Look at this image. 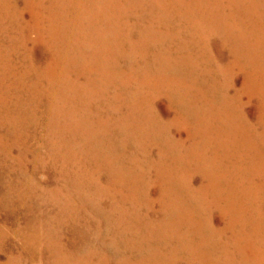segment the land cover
Masks as SVG:
<instances>
[{"label":"rangeland","instance_id":"rangeland-1","mask_svg":"<svg viewBox=\"0 0 264 264\" xmlns=\"http://www.w3.org/2000/svg\"><path fill=\"white\" fill-rule=\"evenodd\" d=\"M69 1L70 0H0V130L2 131H0V164L2 163L0 165V205L2 204L0 206V264H100L98 258H93L94 255H90L91 258L86 257L91 248L88 250V246L77 247L79 244L77 245V243H75L83 240L84 236L82 237L80 235L82 231L86 230V236L93 235L91 231L88 232L87 224L77 226L69 224L70 226L62 231V233H64V236H62L63 242L65 241L64 243L67 244L68 247L66 249L64 248V250L59 249L58 243H53L52 246L45 245L43 243V238L46 236H50L49 238H58V235L55 234L57 233L59 223L48 220L46 217L49 212L47 211V207L48 209L51 208L50 212L57 213L59 208L61 209L63 205L69 202L82 213L91 214L94 210V206H106L110 203V200L104 196L101 185L107 182V175L98 174L99 172L96 173V170H98L97 164L99 165L103 162L101 155L104 149L107 150L109 148L107 143H109L110 146H113L114 142L121 144V148L118 149V153L121 156L120 161L115 165L124 167L121 168L117 166L119 171L122 169L126 172V175L127 172L130 171L131 173L144 177H141L145 181L141 184L142 189L139 187L137 188L142 192L146 189L145 192H149L150 195L143 196L142 193L143 197L139 199L141 203H138L140 206L137 204V209H139V213H143L142 215H145L147 219L153 220V226L155 223L160 222V217H162L163 212L160 202L152 198L158 194L154 181L151 182L150 187L147 185V182L150 176L153 175L154 177L155 174H158V169L173 172L174 176H176L174 177L175 181H177L176 183L179 184L184 191L187 190V186L196 190V195L198 196H196V220L194 219V222H190L189 226L188 224L186 226H180L179 230H181L182 233L186 231L187 227L191 228L192 225H197L195 230L198 235L203 231L208 234V227L211 228V225H214L212 229L215 230L216 225L224 218L223 210L219 207L220 205L217 201L215 187L201 188V186L203 182H208L210 175L211 178H213L212 180L215 179L220 164L218 161L220 159L219 157H222L225 164H227V168L223 167V169L230 170L229 143L227 142L235 127V121L233 119L236 95L235 83L239 86L242 85V100H248L250 92H252L251 86L246 85L243 87L246 80V70L251 69V65H249L248 61L249 59L247 58V48H244V52L246 51L244 59L238 60L236 56L235 37H233L235 35V17L233 16L235 13L232 0H184L181 2L183 5H179L170 0H159V2H153L152 4L147 1H143L142 4L139 1L131 4L127 0H81L80 2L72 0L74 4ZM62 6H64L67 13L61 18L58 14ZM151 8L154 12L147 11ZM49 40L54 41L53 43L50 42L49 45ZM165 45L167 46L165 47ZM32 53L35 54L33 55ZM97 65L100 66L98 67ZM42 66L43 68H41ZM113 92L117 93L119 96ZM128 92H130L129 95H127ZM201 94H203V98H201ZM115 96L117 98H115ZM11 104L13 105L11 106ZM249 109L250 106L247 105L246 110ZM61 110L63 111L61 112ZM118 116L119 118H116ZM44 120L45 122H43ZM120 120L122 121L120 122ZM84 128L86 131H84ZM222 128L224 133L223 139H225L226 142L224 149H221L219 146L222 139L220 135L222 133ZM95 133L98 134V137ZM205 134L206 137L204 136ZM125 136H127V138ZM188 136L189 138H187ZM165 139L171 142L175 140L182 142L178 144L179 146L177 148L179 151L174 153L173 156L161 150V148L163 149V144H165L164 142H166ZM101 140H104V142ZM100 144L102 146H100ZM28 145H30V147ZM74 148L77 150L75 151ZM160 150L161 152L159 153ZM111 153L113 155L112 151ZM193 155L194 158H192ZM99 156L102 160L98 158L100 163H98L97 158H94ZM134 157L135 159L133 160ZM101 166L99 165L100 169L106 167L103 163ZM78 170L82 173L80 176H82L83 181L81 182L80 188L71 186V188H73L69 191L65 187L58 192L54 190L55 186L59 183L63 184L67 182V184H69L68 182H74V178L78 176L75 172ZM90 175L92 177H90ZM72 177L73 179H70ZM191 177H193V179H191ZM123 184V195L125 197L131 185L126 182ZM199 188L204 191H200ZM52 193L53 197H51ZM212 194H214V197L211 196ZM125 200V206L129 209V205L132 203L131 197H125ZM131 205L133 206V203ZM39 213H41L43 217L42 221L38 220L37 222L35 215ZM199 213L201 214L200 218L198 216ZM225 214L226 217H230V207L229 213L225 212ZM208 222H210V224ZM42 223L43 225L41 226ZM102 223H93L94 236L96 235L95 233H100L98 238L96 236V238L93 237L94 245L92 246V250L97 251L98 256L112 253L111 250L102 245L101 238H99L101 236H106V224L105 222ZM179 223H181L180 220L176 222L175 225ZM169 224L170 223H166L165 226L161 228L164 230ZM198 227L201 228L202 231L198 230ZM78 229H81L79 235L77 234ZM20 230L22 235L19 233ZM38 230L40 231L39 233L37 232ZM28 231H30V233H28ZM163 232L165 234V231ZM198 235L195 236L196 240H200ZM165 236L167 235L165 234ZM212 239L213 241L215 240L214 236H212ZM17 241L19 243H17ZM143 242H145V240ZM150 243L153 244L154 241H150ZM124 244V241L120 239V245ZM160 250H162V248L157 249V251ZM72 251L76 252L77 255H73ZM164 251H166V248ZM146 254L147 251H145V256L138 254L137 257L142 258V262L147 264H159L161 260L162 262L160 264H183L181 258L183 259V257H185L188 260L186 255H181L179 256L180 258H174L171 254L167 253V251L166 253H162L161 251L160 254L153 256L151 252H148L152 258ZM75 257H81V262L74 260L76 259ZM39 258L40 260H38ZM110 264H114L113 261Z\"/></svg>","mask_w":264,"mask_h":264},{"label":"bare ground","instance_id":"bare-ground-1","mask_svg":"<svg viewBox=\"0 0 264 264\" xmlns=\"http://www.w3.org/2000/svg\"><path fill=\"white\" fill-rule=\"evenodd\" d=\"M53 1V0H52ZM80 2L81 0H77ZM124 1V0H123ZM129 3L133 4L136 1H139L141 4L143 1L148 3L159 2V0H127ZM162 1V0H160ZM174 1L179 5H183L181 2L184 0H170ZM70 3L74 2L72 0ZM104 2V1H103ZM228 2V1H227ZM234 7V33L235 35V48L236 56L239 59L245 58L244 48H247V58L249 59V65L251 69L246 70L245 83L243 87L251 86L252 92L248 97V100H242V85L239 86L235 83V111H234V125L233 133L230 135V139L227 143L229 146V157L230 170H224L223 167L227 168L224 159L222 157L218 158L220 164L218 173L214 180L211 178L208 182H203L201 188L206 187H215L216 197L219 207L223 210L224 218L221 222L216 225L215 230L212 227L209 228V233L206 234L204 231L201 234L196 233V226L187 227L186 231L182 233L180 226H186L190 222H194L195 217L197 216V204H196V190L190 188V186H184L187 188L186 191L181 189L179 184H177L174 179L173 172L166 170L158 169V174L150 176V179L147 182L149 187L151 182L154 181V185L158 190V194L155 197H152L154 200L160 202L162 205L163 215L160 217V222L152 225L153 220L147 219L145 215L139 213L137 209V204L140 202L143 196H148L149 192H145L146 189L140 191L141 184L145 181L144 177L131 173L130 171L124 172V170L117 169L119 167H124L120 165H115L120 161V154L118 149H120L121 144L114 142L113 146L107 145L109 148L104 149L103 154V167L100 169L102 163L98 160L99 165L97 164L96 173L104 174L107 177V182L102 185L104 196L110 200V203L106 206H94V210L91 214H84L79 209L75 208L74 205L68 202V204L63 205L61 209L59 208L57 213L50 212L51 208L48 209L47 213L49 221L58 222L57 233L58 238L46 236L43 238V243L47 246H52L53 243H58L59 249L68 248L67 244L63 242L62 236H64V229L68 228L71 224L74 226L87 224L88 232L91 231L93 235L86 236L85 231L81 229L77 230V234L83 237V240L80 242L77 241V247L88 246L89 250L86 257L94 255L93 258H98L100 264H147L143 263V259L137 257L138 254L145 256L149 255L148 252L153 255L162 253H169L172 257L177 258L181 255L187 256L188 260L183 257L181 258L183 264H264V0H232ZM231 2V3H232ZM54 3V2H53ZM93 3V2H92ZM72 4V5H73ZM81 4V3H80ZM86 4V3H85ZM230 4V3H229ZM79 5V4H78ZM170 5V4H169ZM47 6V5H46ZM226 6V5H225ZM48 7V6H47ZM61 7V6H60ZM43 8V7H42ZM63 8V9H62ZM59 10V16L62 18L67 13L64 6ZM88 8V7H87ZM98 8V7H97ZM92 9V8H91ZM75 10V9H74ZM96 11V10H95ZM110 11V10H109ZM147 11H153L151 8ZM51 12V11H50ZM154 12V11H153ZM173 12V11H172ZM175 12V11H174ZM219 12V11H218ZM15 13V12H14ZM101 13V12H100ZM71 14V13H70ZM80 14V13H79ZM139 14V13H138ZM173 14V13H172ZM84 15V14H83ZM91 16V15H90ZM216 16V15H215ZM17 17V16H16ZM52 17V16H51ZM97 17V16H96ZM118 17V16H116ZM30 18V17H29ZM55 18V17H54ZM87 18V17H86ZM141 18V17H140ZM83 19V18H81ZM113 19V18H112ZM227 19V18H226ZM233 20V19H232ZM82 21V20H81ZM102 21V20H101ZM108 21V20H107ZM50 22V21H49ZM118 22V21H117ZM126 22V21H125ZM163 22V21H162ZM135 23V22H134ZM82 24V23H81ZM85 24V23H84ZM115 24V23H114ZM84 26V25H83ZM97 26V25H96ZM104 26V25H103ZM130 26V25H129ZM165 26V25H164ZM59 27V26H58ZM69 27V26H68ZM106 27V26H105ZM115 27V26H114ZM40 29V28H39ZM55 29V28H54ZM89 29V28H88ZM127 29V28H126ZM169 29V28H168ZM167 29V30H168ZM75 30V29H74ZM170 30V29H169ZM19 31V30H18ZM134 31V30H132ZM62 32V31H59ZM96 32V31H95ZM108 32V30H107ZM128 32V31H127ZM165 32V31H164ZM168 32V31H167ZM100 34V33H99ZM60 35V34H59ZM77 35V34H76ZM89 35V34H88ZM118 35V34H117ZM135 35V34H134ZM49 36V35H48ZM63 36V35H62ZM61 36V38H62ZM75 36V35H74ZM98 36V35H97ZM127 36V35H126ZM14 37V36H13ZM77 37V36H76ZM81 37V36H80ZM108 37V36H107ZM111 37V35H110ZM176 37V36H175ZM8 38V37H7ZM44 38V37H43ZM57 38V37H56ZM98 38V37H97ZM115 38V37H114ZM129 38V37H128ZM132 38V37H131ZM174 38V37H173ZM211 38V37H210ZM219 38V36H218ZM32 39V38H31ZM50 39V38H49ZM55 39V38H54ZM90 39V38H89ZM103 39V38H102ZM125 39V38H124ZM130 39V38H129ZM45 40V39H44ZM128 40V39H127ZM174 40V39H173ZM54 40L48 42L53 43ZM57 41V40H55ZM63 41V40H62ZM86 41V40H85ZM101 41V40H100ZM109 41V40H108ZM112 41V40H111ZM110 41V42H111ZM234 41V40H233ZM77 42V41H76ZM90 42V41H89ZM93 42V41H92ZM123 42V41H122ZM169 42V41H168ZM215 42V41H214ZM114 43V42H113ZM156 43V42H155ZM60 44V43H59ZM62 44V42H61ZM50 45V44H49ZM57 45V44H56ZM92 45V44H91ZM118 45V44H117ZM45 46V45H44ZM60 46V45H59ZM68 46V45H67ZM102 46V45H100ZM160 46V45H159ZM167 45H165L166 47ZM43 47V46H41ZM80 47V46H79ZM161 47V46H160ZM56 48V47H55ZM58 48V47H57ZM118 48V47H117ZM162 48V47H161ZM175 48V47H174ZM178 48V47H177ZM41 49V48H40ZM101 49V48H100ZM116 49V48H115ZM136 49V47H135ZM133 49V50H135ZM140 49V48H139ZM216 49V48H215ZM55 50V49H54ZM69 50V49H68ZM123 50V49H122ZM167 50V49H166ZM226 50V49H225ZM53 51V50H52ZM57 51V50H56ZM64 51V50H63ZM113 51V50H112ZM129 51V49H128ZM161 51V50H160ZM175 51V50H174ZM224 51V50H223ZM229 51V50H228ZM43 52V51H42ZM60 52V51H59ZM58 52V53H59ZM62 52V51H61ZM94 52V51H93ZM106 52V50H105ZM119 52V51H118ZM132 52V51H131ZM134 52V51H133ZM140 52V51H139ZM166 52V51H165ZM164 52V53H165ZM172 52V51H171ZM227 52V51H226ZM225 52V53H226ZM55 53V52H54ZM63 53V52H62ZM65 53V52H64ZM67 53V52H66ZM112 53V52H111ZM117 53V52H116ZM123 53V52H122ZM127 53V52H126ZM163 53V52H161ZM169 53V52H168ZM167 53V54H168ZM228 53V52H227ZM33 54V53H32ZM35 54V53H34ZM33 54V55H34ZM44 54V53H43ZM104 54V53H101ZM100 54V55H101ZM109 54V53H108ZM119 54V53H118ZM125 54V52H124ZM139 54V53H138ZM69 55V54H68ZM67 55V56H68ZM130 55V54H129ZM133 55V54H132ZM135 55V54H134ZM146 55V54H145ZM152 55V54H151ZM175 55V54H174ZM77 56V54H76ZM75 56V57H76ZM106 56V55H105ZM115 56V55H114ZM140 56V55H139ZM156 56V55H155ZM228 56V55H227ZM234 56V55H233ZM49 57V56H48ZM63 57V56H62ZM112 57V56H111ZM118 57V56H116ZM127 57V56H126ZM137 57V56H136ZM135 57V58H136ZM170 57V56H169ZM217 57V56H216ZM221 57V56H220ZM232 57V56H231ZM230 57V58H231ZM84 58V57H82ZM101 58V57H100ZM107 58V57H106ZM139 58V57H137ZM136 58V59H137ZM144 58V57H142ZM161 58V57H160ZM226 58V57H225ZM75 59V58H74ZM80 59V58H79ZM109 59V58H108ZM107 59V60H108ZM114 59V58H113ZM130 59V58H129ZM154 59V58H153ZM175 59V58H174ZM68 60V59H67ZM71 60V59H70ZM112 60V58H111ZM117 60V59H116ZM120 60V59H119ZM164 60V58H163ZM221 60V59H220ZM25 61V60H24ZM63 61V60H62ZM133 61V60H131ZM139 61V60H138ZM168 61V60H167ZM166 61V62H167ZM42 62V61H41ZM71 62V61H70ZM115 62V61H114ZM118 62V61H117ZM127 62V61H126ZM129 62V61H128ZM153 62V61H152ZM55 63V61H54ZM68 63V62H66ZM77 63V61H76ZM101 63V62H100ZM108 63V62H107ZM135 63V62H134ZM139 63V62H137ZM164 63V62H163ZM80 64V63H79ZM82 64V62H81ZM113 64V63H112ZM152 64V63H151ZM159 64V63H158ZM162 64V63H161ZM197 64V63H196ZM59 65V64H58ZM57 65V66H58ZM76 65V64H75ZM132 65V64H131ZM155 65V64H154ZM185 65V64H184ZM51 66V65H50ZM60 66V65H59ZM98 66V65H97ZM96 66V67H97ZM100 66V65H99ZM98 66V67H99ZM112 66V65H111ZM133 66V65H132ZM153 66V65H152ZM156 66V65H155ZM158 66V65H157ZM162 66V65H161ZM243 66V64H242ZM38 67V66H37ZM52 67V66H51ZM54 67V66H53ZM97 67V68H98ZM104 67V66H103ZM106 67V66H105ZM110 67V66H109ZM127 67V66H126ZM137 67V66H136ZM151 67V66H150ZM149 67V69H150ZM164 67V66H163ZM30 68V67H29ZM43 68V66L41 67ZM46 68V67H45ZM101 68V67H100ZM142 68V67H139ZM35 69V68H33ZM47 69V68H46ZM106 69V68H105ZM117 69V68H116ZM126 69V68H125ZM138 69V67H137ZM136 69V70H137ZM155 69V68H154ZM194 69V68H193ZM27 70V69H26ZM44 70V69H42ZM66 70V69H65ZM93 70V69H92ZM98 70V69H97ZM96 70V71H97ZM113 70V69H112ZM48 71V70H47ZM68 71V70H67ZM94 71V70H93ZM105 71V70H103ZM116 71V70H115ZM125 71V70H124ZM153 71V70H152ZM158 71V70H157ZM39 72V71H38ZM69 72V71H68ZM66 72V73H68ZM84 72V71H83ZM99 72V71H98ZM81 73V72H80ZM88 73V72H87ZM92 73V72H91ZM100 73V72H99ZM141 73V72H140ZM215 73V72H214ZM79 74V73H78ZM89 74V73H88ZM128 74V73H127ZM135 74V73H134ZM133 74V75H134ZM138 74V73H137ZM136 74V75H137ZM156 74V73H155ZM240 74V73H239ZM77 75V74H76ZM81 75V74H80ZM85 75V74H84ZM100 75V74H99ZM117 75V74H116ZM151 75V74H150ZM149 75V76H150ZM90 76V75H89ZM95 76V75H94ZM114 76V75H113ZM79 77V76H78ZM143 77V76H142ZM242 77V76H241ZM63 78V77H62ZM88 78V77H87ZM100 78V77H99ZM114 78V77H113ZM159 78V77H158ZM59 79V78H58ZM75 79V78H74ZM90 79V78H89ZM98 79V78H97ZM102 79V78H101ZM116 79V78H115ZM122 79V78H121ZM144 79V78H142ZM148 79V78H147ZM240 79V78H239ZM91 80V79H90ZM106 80V79H105ZM109 80V79H108ZM120 80V78H119ZM127 80V79H126ZM124 80V81H126ZM88 81V79H87ZM110 81V80H109ZM114 81V80H113ZM139 81V80H138ZM137 81V82H138ZM146 81V79H145ZM144 81V82H145ZM183 81V80H182ZM91 82V81H90ZM122 82V81H121ZM160 82V80H159ZM83 83V82H82ZM116 83V82H113ZM125 83V82H124ZM143 83V82H142ZM151 83V82H150ZM162 83V82H161ZM181 83V82H180ZM198 83V82H197ZM77 84V83H76ZM80 84V82H79ZM87 84V83H85ZM106 84V83H104ZM109 84V82H108ZM126 84V83H125ZM149 84V83H148ZM90 85V84H89ZM116 85V84H115ZM147 85V84H146ZM80 86V85H79ZM78 86V87H79ZM95 86V85H94ZM109 86V85H108ZM107 86V87H108ZM121 86V84H120ZM149 86V85H148ZM176 86V85H175ZM186 86V85H185ZM200 86V85H199ZM204 86V85H203ZM77 87V88H78ZM104 87V86H103ZM89 88V87H88ZM93 88V86H92ZM124 88V86H123ZM208 88V87H207ZM210 88V87H209ZM68 89V87H67ZM97 89V88H96ZM176 89V88H175ZM225 89V88H224ZM61 90V89H60ZM63 90V89H62ZM89 90V89H88ZM106 90V89H105ZM117 90V89H116ZM78 91V90H77ZM211 91V90H210ZM232 91V90H231ZM52 92V91H51ZM108 92V91H107ZM110 92V91H109ZM132 92V91H131ZM204 92V90H203ZM103 93V91H102ZM101 93V94H102ZM115 93V92H113ZM128 92L127 95H129ZM133 93V92H132ZM207 93V92H206ZM211 93V92H209ZM216 93V92H215ZM224 93V92H223ZM50 94V93H49ZM58 94V93H57ZM70 94V93H69ZM86 94V93H85ZM106 94V92H105ZM117 94V93H115ZM188 94V93H187ZM43 95V94H42ZM84 95V94H83ZM118 95V94H117ZM122 95V94H121ZM199 95V94H198ZM203 94H201V98ZM208 95V94H207ZM212 95V94H211ZM215 95V94H214ZM46 96V95H45ZM71 96V95H70ZM119 96V95H118ZM173 96V95H172ZM232 96V95H231ZM52 97V94H51ZM103 97V95H102ZM200 97V96H199ZM211 97V96H210ZM56 98V97H55ZM66 98V97H65ZM77 98V97H76ZM107 98V97H106ZM115 98H117L115 96ZM119 98V97H118ZM124 98V97H123ZM127 98V97H126ZM44 99V98H43ZM64 99V98H63ZM86 99V96H85ZM98 99V98H97ZM102 99V98H101ZM100 99V100H101ZM175 99V98H174ZM215 99V98H214ZM230 99V98H229ZM233 99V98H232ZM56 100V99H54ZM61 100V99H60ZM67 100V99H65ZM80 100V99H79ZM83 100V99H82ZM103 100V99H102ZM108 100V99H107ZM121 100V99H120ZM132 100V99H131ZM143 100V99H142ZM217 100V99H216ZM220 100V99H219ZM24 101V100H23ZM46 101V100H45ZM95 101V100H94ZM126 101V100H125ZM169 101V100H168ZM167 101V103H168ZM54 102V101H53ZM61 102V101H60ZM77 102V101H76ZM109 102V101H107ZM137 102V101H136ZM57 103V102H56ZM73 103V102H72ZM90 103V102H89ZM112 103V102H111ZM116 103V102H115ZM21 104V103H20ZM66 104V103H65ZM117 104V103H116ZM134 104V103H133ZM206 104V103H205ZM13 104H11L12 106ZM15 105V104H14ZM56 105V104H55ZM58 105V104H57ZM108 105V103H107ZM173 105V104H172ZM203 105V104H202ZM247 105L250 106L249 110H246ZM42 106V105H41ZM70 106V105H69ZM93 106V105H92ZM91 106V107H92ZM97 106V105H96ZM101 106V105H100ZM112 106V105H111ZM135 106V104H134ZM141 106V105H140ZM205 106V105H204ZM53 107V106H52ZM73 107V106H72ZM79 107V106H76ZM116 107V105H115ZM122 107V106H121ZM203 107V106H202ZM55 108V107H54ZM53 108V109H54ZM64 108V107H63ZM67 108V107H66ZM97 108V107H96ZM95 108V109H96ZM144 108V107H143ZM59 109V107H58ZM62 109V108H61ZM86 109V108H85ZM104 109V108H103ZM111 109V108H110ZM115 109V108H113ZM119 109V108H118ZM130 109V108H129ZM206 109V108H205ZM19 110V109H18ZM52 110V109H51ZM66 110V109H64ZM72 110V109H71ZM80 110V109H79ZM98 110V109H97ZM109 110V109H108ZM187 110V109H186ZM208 110V109H207ZM47 111V110H46ZM58 111V110H57ZM63 110H61L62 112ZM113 111V110H112ZM66 112V111H65ZM69 112V111H67ZM78 112V111H77ZM80 112V111H79ZM82 112V110H81ZM88 112V111H87ZM109 112V111H108ZM219 112V111H218ZM225 112V111H224ZM3 113V112H2ZM54 113V112H53ZM64 113V112H63ZM89 113V112H88ZM98 113V112H97ZM105 113V112H104ZM186 113V112H185ZM207 113V112H206ZM205 113V114H206ZM229 113V112H228ZM51 114V113H50ZM59 114V113H58ZM69 114V113H68ZM95 114V113H94ZM149 114V113H146ZM67 115V113H66ZM70 115V114H69ZM99 115V113H98ZM119 115V113H118ZM122 115V114H121ZM127 115V114H126ZM152 115V114H151ZM161 115V114H160ZM225 115V114H224ZM229 115V114H228ZM227 115V117H228ZM1 116V115H0ZM52 116V115H51ZM90 116V115H89ZM117 116V115H116ZM162 116V115H161ZM166 116V115H164ZM231 116V115H230ZM78 117V116H76ZM109 117V116H108ZM219 117V116H218ZM52 118V117H51ZM91 118V117H90ZM107 118V117H106ZM116 118H119L116 117ZM220 118V117H219ZM218 118V119H219ZM53 119V118H52ZM57 119V118H56ZM70 119V118H69ZM112 119V118H111ZM167 119V118H165ZM230 119V118H229ZM58 120V119H57ZM65 120V119H63ZM119 120V119H118ZM161 120V117H160ZM224 120V118H223ZM59 121V120H58ZM91 121V119H90ZM122 120H120L121 122ZM136 121V120H135ZM163 121V120H162ZM45 122V120L43 121ZM49 122V121H48ZM65 122V121H64ZM70 122V121H69ZM96 122V121H95ZM101 122V121H100ZM103 122V121H102ZM108 122V121H107ZM115 122V121H114ZM119 122V123H120ZM130 122V121H129ZM164 122V121H163ZM183 122V121H182ZM58 123V122H57ZM67 123V122H66ZM106 123V122H105ZM109 123V122H108ZM107 123V124H108ZM111 123V122H110ZM117 123V122H116ZM155 123V122H153ZM161 123V122H160ZM202 123V122H201ZM42 124V123H41ZM76 124V123H74ZM78 124V123H77ZM88 124V123H87ZM91 124V123H90ZM101 124V123H100ZM114 124V123H113ZM146 124V123H145ZM156 124V123H155ZM154 124V125H155ZM163 124V123H162ZM168 124V123H167ZM191 124V123H190ZM189 124V125H190ZM210 124V123H209ZM207 124V125H209ZM230 124V122H229ZM40 125V124H39ZM80 125V124H79ZM119 125V124H116ZM143 125V124H142ZM147 125V124H146ZM15 126V125H14ZM41 126V125H40ZM62 126V125H60ZM64 126V125H63ZM72 126V125H71ZM93 126V125H92ZM104 126V125H103ZM106 126V125H105ZM124 126V125H123ZM173 126V125H172ZM226 126V125H225ZM57 127V126H56ZM83 127V126H82ZM107 127V126H106ZM135 127V126H134ZM182 127V126H180ZM14 128V127H13ZM50 128V127H48ZM69 128V127H68ZM80 128V127H79ZM100 128V127H99ZM119 128V127H118ZM122 128V127H121ZM141 128V127H140ZM207 128V127H206ZM209 128V127H208ZM5 129V128H4ZM67 129V128H66ZM85 129V128H84ZM96 129V128H95ZM102 129V128H101ZM105 129V128H104ZM108 129V128H107ZM138 129V128H137ZM156 129V128H155ZM158 129V128H157ZM160 129V128H159ZM162 129V128H161ZM165 129V128H164ZM163 129V130H164ZM181 129V128H180ZM7 130V129H6ZM64 130V129H63ZM74 130V129H72ZM71 130V131H72ZM110 130V129H109ZM115 130V129H114ZM150 130V129H149ZM177 130V129H176ZM179 130V129H178ZM188 130V129H187ZM1 131V130H0ZM16 131V130H15ZM41 131V130H40ZM70 131V130H69ZM77 131V130H76ZM80 131V130H79ZM86 131V129L84 130ZM2 132V131H1ZM10 132V131H9ZM50 132V131H49ZM55 132V131H54ZM57 132V131H56ZM60 132V131H59ZM63 132V131H61ZM97 132V131H96ZM153 132V131H152ZM155 132V131H154ZM158 132V131H157ZM156 132V133H157ZM161 132V131H160ZM193 132V131H192ZM221 138L223 139L224 133L223 128L221 130ZM64 133V132H63ZM80 133V132H79ZM86 133V132H85ZM94 133V132H92ZM91 133V134H92ZM100 133V132H99ZM104 133V132H103ZM112 133V132H111ZM172 133V132H171ZM187 133V131H186ZM191 133V132H189ZM17 134V133H16ZM23 134V133H22ZM44 134V133H43ZM97 134V133H95ZM160 134V133H159ZM166 134V133H165ZM168 134V133H167ZM182 134V133H180ZM193 134V133H192ZM127 135V134H126ZM189 135V134H187ZM54 136V135H53ZM56 136V135H55ZM54 136V137H55ZM82 136V134H81ZM98 137V134L96 135ZM105 136V135H104ZM154 136V135H153ZM159 136V135H158ZM175 136V135H174ZM198 136V135H197ZM206 137V134L204 135ZM46 137V136H45ZM57 137V136H56ZM62 137V136H61ZM85 137V136H84ZM101 137V136H100ZM127 138V136H125ZM160 137V136H159ZM185 137V136H184ZM28 138V137H27ZM53 138V137H52ZM51 138V140H52ZM67 138V137H66ZM78 138V137H77ZM86 138V137H85ZM96 138V137H95ZM113 138V137H112ZM139 138V137H138ZM158 138V137H157ZM169 138V137H167ZM174 138V137H173ZM189 138V136L187 137ZM198 138V137H197ZM12 139V138H11ZM47 139V138H46ZM104 139V138H103ZM140 139V138H139ZM179 139V137H178ZM184 139V138H183ZM182 139V140H183ZM191 139V138H190ZM220 143V148L224 149L226 146L225 139ZM10 140V139H9ZM63 140V139H62ZM61 140V141H62ZM76 140V139H74ZM88 140V139H87ZM144 140V139H143ZM152 140V139H151ZM161 140V139H160ZM159 140V141H160ZM166 140V139H165ZM175 140V139H174ZM189 140V139H188ZM219 140V139H218ZM3 141V140H2ZM8 141V140H7ZM90 141V140H89ZM88 141V142H89ZM102 141V140H101ZM198 141V140H197ZM196 141V142H197ZM54 142V141H53ZM66 142V141H65ZM97 142V141H96ZM104 142V140L102 141ZM101 142V143H102ZM113 142V141H112ZM130 142V141H129ZM164 142V141H163ZM121 143V142H119ZM133 143V142H132ZM163 149L166 153L173 156L174 153L178 152L177 148L182 143L179 140L164 142ZM168 143V144H166ZM185 143V142H184ZM195 143V142H194ZM199 143V142H198ZM203 143V142H202ZM24 144V143H23ZM32 144V143H31ZM56 144V143H55ZM62 144V143H61ZM74 144V143H73ZM77 144V143H76ZM82 144V143H81ZM94 144V143H93ZM98 144V143H97ZM190 144V143H189ZM58 145V144H56ZM65 145V144H64ZM67 145V144H66ZM70 145V142H69ZM106 145V146H107ZM160 145V144H159ZM3 146V145H2ZM30 147V145H28ZM34 146V145H33ZM40 146V145H39ZM74 146V145H73ZM84 146V145H83ZM88 146V145H87ZM94 146V145H93ZM100 146H102L100 144ZM99 146V147H100ZM104 146V145H103ZM190 146V145H189ZM207 146V145H206ZM9 147V146H8ZM54 147V146H53ZM76 147V146H75ZM86 147V146H85ZM98 147V148H99ZM126 147V146H125ZM13 148V147H12ZM43 148V146H42ZM68 148V147H67ZM72 148V147H71ZM79 148V147H78ZM83 148V147H82ZM90 148V147H89ZM88 148V150H89ZM93 148V147H92ZM131 148V147H130ZM158 148V147H157ZM181 148V147H180ZM188 148V147H187ZM24 149V148H23ZM34 149V148H33ZM37 149V147H36ZM46 149V148H45ZM55 149V148H54ZM87 149V148H86ZM159 149V148H158ZM194 149V148H193ZM203 149V148H202ZM68 150V149H67ZM70 150V149H69ZM75 150V148H74ZM77 150V149H76ZM75 150V151H76ZM81 150V149H80ZM96 150V149H94ZM102 150V149H101ZM159 151V153L161 152ZM191 150V149H190ZM4 151V150H3ZM35 151V149H34ZM44 151V150H42ZM92 151V150H91ZM98 151V150H97ZM113 152V155L111 153ZM135 151V150H134ZM163 151V152H164ZM189 151V150H188ZM27 152V151H26ZM33 152V151H32ZM63 152V151H62ZM66 152V151H65ZM82 152V151H81ZM80 152V153H81ZM101 152V151H100ZM145 152V151H144ZM181 152V151H180ZM183 152V151H182ZM187 152V151H186ZM200 152V151H199ZM28 153V152H27ZM41 153V152H40ZM58 153V152H57ZM60 153V152H59ZM74 153V152H73ZM89 153V152H88ZM201 153V152H200ZM198 153V154H200ZM39 154V153H38ZM68 154V153H67ZM70 154V153H69ZM128 154V153H127ZM163 154V153H162ZM203 154V153H202ZM223 154V153H222ZM225 154V153H224ZM31 155V154H30ZM42 155V154H41ZM58 155V154H57ZM165 155V154H164ZM192 155V154H191ZM22 156V155H21ZM29 156V155H28ZM36 156V155H34ZM43 156V155H42ZM45 156V155H44ZM85 156V155H84ZM176 156V155H175ZM190 156V155H188ZM201 156V155H200ZM203 156V155H202ZM211 156V155H210ZM227 156V155H226ZM13 157V156H12ZM31 157V156H30ZM29 157V158H30ZM48 157V156H47ZM51 157V156H50ZM53 157V156H52ZM168 157V156H167ZM224 157V156H223ZM4 158V157H3ZM32 158V157H31ZM57 158V156H56ZM129 158V157H128ZM154 158V157H153ZM161 158V157H160ZM164 158V157H163ZM194 158V155L193 157ZM227 158V157H226ZM73 159V157H72ZM131 159V158H130ZM135 157L133 158V160ZM147 159V158H146ZM190 159V158H189ZM209 159V158H208ZM6 160V159H5ZM39 160V159H38ZM58 160V159H57ZM64 160V159H63ZM96 160V161H97ZM127 160V159H126ZM175 160V159H174ZM10 161V160H9ZM33 161V160H32ZM66 161V160H65ZM87 161V160H86ZM102 161V160H101ZM136 161V160H135ZM153 161V160H152ZM162 161V160H161ZM186 161V160H185ZM193 161V160H192ZM202 161V160H200ZM22 162V161H21ZM40 162V161H39ZM72 162V161H71ZM95 162V161H93ZM169 162V161H168ZM33 163V162H32ZM31 163V164H32ZM52 163V162H51ZM63 163V162H62ZM96 163V162H95ZM135 163V162H132ZM143 163V162H142ZM182 163V162H181ZM180 163V164H181ZM194 163V162H193ZM198 163V161H197ZM214 163V162H213ZM217 163V162H216ZM2 164V163H1ZM0 164V165H1ZM10 164V163H9ZM55 164V163H54ZM75 164V163H74ZM131 164V163H130ZM165 164V163H164ZM189 164V163H188ZM192 164V163H191ZM200 164V163H199ZM218 164V163H217ZM34 165V164H32ZM50 165V164H49ZM77 165V164H76ZM79 165V164H78ZM96 165V164H94ZM137 165V164H136ZM143 165V164H142ZM149 165V163H148ZM153 165V164H152ZM168 165V164H167ZM190 165V164H189ZM12 166V165H11ZM151 166V165H150ZM155 166V165H153ZM2 167V166H1ZM23 167V166H22ZM102 167V166H101ZM126 167V166H125ZM136 167V166H135ZM138 167V165H137ZM136 167V168H137ZM140 167V166H139ZM196 167V166H195ZM209 167V166H208ZM71 168V167H70ZM79 168V167H78ZM128 168V167H127ZM133 168V167H132ZM157 168V166H156ZM177 168V167H176ZM215 168V167H214ZM217 168V167H216ZM7 169V168H6ZM21 169V168H20ZM38 169V168H37ZM67 169V168H66ZM141 169V168H140ZM189 169V168H188ZM204 169V167H203ZM139 170V169H138ZM152 170V169H151ZM154 170V169H153ZM199 170V169H198ZM211 170V169H210ZM17 171V170H16ZM20 171V170H19ZM24 171V170H23ZM28 171V170H27ZM71 171V170H70ZM69 171V172H70ZM25 172V171H24ZM37 172V171H36ZM72 172V171H71ZM134 172V171H133ZM143 172V170H142ZM147 172V171H146ZM145 172V173H146ZM183 172V171H182ZM188 172V171H187ZM193 172V171H192ZM204 172V171H203ZM202 172V173H203ZM7 173V172H6ZM12 173V172H11ZM28 173V172H27ZM51 173V172H50ZM78 176L74 178V182L69 184L59 183L55 186L54 190L57 192L63 187L71 190V186L75 188H80L82 181V173L78 170L75 172ZM94 173V172H92ZM95 173V174H96ZM139 173V172H138ZM141 173V172H140ZM151 173V172H150ZM149 173V174H150ZM211 173V172H210ZM29 174V173H28ZM53 174V173H52ZM60 174V173H59ZM63 174V173H62ZM180 174V172H179ZM195 174V173H194ZM213 174V172H212ZM216 174V173H215ZM6 175V174H5ZM20 175V173H19ZM23 175V174H22ZM73 175V174H70ZM143 175V174H142ZM148 175V174H147ZM189 175V174H188ZM200 175V174H199ZM12 176V175H11ZM18 176V175H17ZM57 176V175H56ZM65 176V175H64ZM84 176V175H83ZM125 176V177H123ZM178 176V175H177ZM190 176V175H189ZM203 176V175H202ZM63 177V176H61ZM90 177H92L90 175ZM127 177V178H126ZM142 177V178H141ZM14 178V177H13ZM58 178V177H57ZM97 178V177H96ZM100 178V177H99ZM179 178V177H178ZM176 178V179H178ZM185 178V177H184ZM203 178V177H202ZM18 179V178H17ZM23 179V178H21ZM56 179V178H55ZM70 179H73L70 178ZM85 179V178H84ZM190 179V178H189ZM193 179V177H191ZM24 180V179H23ZM69 180V179H68ZM77 180V181H75ZM95 180V179H94ZM101 180V179H100ZM139 180V181H138ZM146 180V177H145ZM180 180V179H178ZM44 181V180H43ZM182 181V180H181ZM22 182V181H21ZM27 182V181H26ZM62 182V181H61ZM93 182V181H92ZM101 182V181H100ZM130 183L128 193L125 194V197H131L133 206L129 205V209L126 208V200L123 195V183ZM185 182V181H184ZM3 183V182H2ZM23 183V182H22ZM58 183V182H57ZM90 183V182H89ZM6 184V183H5ZM25 184V183H24ZM91 184V183H90ZM194 184V183H193ZM20 185V184H19ZM30 185V184H28ZM33 185V184H32ZM134 185V186H133ZM145 185V186H147ZM24 186V185H23ZM85 186V185H84ZM9 187V186H8ZM45 187V186H44ZM89 187V186H88ZM93 187V186H92ZM127 187V186H126ZM139 187V188H137ZM128 188V187H127ZM153 188V187H152ZM200 189V191H202ZM21 189V188H20ZM44 189V188H43ZM87 189V188H86ZM197 189V188H196ZM6 190V189H5ZM13 190V189H12ZM19 190V189H17ZM64 190V189H63ZM89 190V189H88ZM92 190V189H91ZM97 190V189H96ZM149 190V189H148ZM151 190V189H150ZM155 190V189H154ZM16 191V190H15ZM74 191V190H73ZM93 191V190H92ZM204 191V190H203ZM213 191V190H212ZM23 192V191H22ZM37 192V191H36ZM99 192V191H98ZM97 192V193H98ZM102 192V191H101ZM126 192V191H125ZM4 193V192H3ZM16 193V192H15ZM14 193V194H15ZM35 193V192H34ZM39 193V192H38ZM42 193V192H41ZM54 193V192H53ZM53 193L52 196L53 197ZM56 193V192H55ZM74 193V192H73ZM143 193V196H142ZM211 193V192H210ZM32 194V193H31ZM65 194V193H64ZM63 194V195H64ZM6 195V194H5ZM22 195V194H21ZM50 195V194H49ZM72 195V194H71ZM95 195V194H94ZM150 195V194H149ZM202 195V194H200ZM212 194L211 196H213ZM13 196V195H12ZM23 196V195H22ZM56 196V195H55ZM62 196V195H61ZM70 196V195H69ZM87 196V195H86ZM91 196V195H90ZM203 196V195H202ZM28 197V196H27ZM57 197V196H56ZM71 197V196H70ZM81 197V196H80ZM92 197V196H91ZM198 197V196H197ZM205 197V196H204ZM208 197V196H207ZM214 197V196H213ZM7 198V197H6ZM18 198V197H17ZM22 198V197H21ZM36 198V197H35ZM44 198V197H43ZM55 198V197H54ZM59 198V197H58ZM69 198V197H68ZM84 198V196H83ZM151 198V199H152ZM24 199V198H23ZM75 199V198H74ZM78 199V198H77ZM87 199V198H85ZM104 199V198H103ZM198 199V198H197ZM1 200V199H0ZM60 200V199H59ZM80 200V199H79ZM99 200V199H98ZM200 200V199H199ZM13 201V200H12ZM24 201V200H23ZM33 201V200H32ZM43 201V200H42ZM66 201V200H65ZM76 201V200H74ZM85 201V200H84ZM100 201V200H99ZM128 201V200H127ZM144 201V199H143ZM149 201V200H148ZM61 202V201H60ZM78 202V201H76ZM89 202V201H88ZM206 202V201H204ZM208 202V201H207ZM213 202V201H212ZM33 203V202H32ZM67 203V202H65ZM101 203V202H100ZM141 203V202H140ZM200 203V202H199ZM215 203V202H214ZM14 204V203H13ZM17 204V203H16ZM25 204V203H23ZM95 204V203H94ZM129 204V203H128ZM158 204V203H157ZM213 204V203H212ZM2 205V204H1ZM0 205V206H1ZM15 205V204H14ZM19 205V204H18ZM30 205V204H29ZM101 205V204H100ZM139 205V204H138ZM211 205V204H210ZM215 205V204H214ZM43 206V205H42ZM54 206V205H53ZM89 206V205H88ZM140 206V205H139ZM212 206V205H211ZM216 206V205H215ZM231 209L230 217H226L225 212L229 213V207ZM28 207V206H27ZM40 207V206H39ZM208 207V206H207ZM88 208V207H86ZM140 208V207H138ZM4 209V208H3ZM23 209V208H22ZM33 209V208H32ZM142 209V208H141ZM161 209V208H160ZM213 209V208H211ZM16 210V209H15ZM87 210V209H86ZM30 211V210H29ZM41 211V210H40ZM201 211V210H200ZM215 211V209H214ZM220 211V210H219ZM6 212V211H5ZM9 212V211H8ZM7 212V213H8ZM39 212V210H38ZM144 212V210H143ZM161 212V213H162ZM203 212V211H202ZM217 212V211H216ZM20 213V212H19ZM25 213V212H24ZM27 213V212H26ZM46 213V212H44ZM43 213V214H44ZM147 213V212H146ZM149 213V212H148ZM207 213V212H206ZM209 213V212H208ZM212 213V212H211ZM1 214V213H0ZM6 214V213H5ZM29 214V213H28ZM149 215V214H148ZM199 213V218H200ZM206 215V214H205ZM32 216V215H31ZM36 221H42L43 215L41 213L35 215ZM147 216V215H146ZM207 216V215H206ZM214 216V215H212ZM18 217V216H17ZM205 217V216H204ZM211 217V216H210ZM150 218V217H149ZM191 218V219H190ZM19 219V218H18ZM35 219V217H34ZM206 219V218H205ZM5 220V219H4ZM181 221V223L176 224V222ZM196 220V219H195ZM217 220V219H216ZM17 221V220H16ZM158 221V220H157ZM12 222V221H11ZM102 223L106 224V236L99 237L101 238L102 245L105 248H108L112 253H106L98 256V252L92 250L94 245L93 237L100 235L99 232L95 233L94 236L93 223ZM214 222V221H213ZM16 223V222H15ZM34 223V222H32ZM36 223V222H35ZM44 223V222H43ZM41 224V226L43 225ZM50 223V222H49ZM166 223H170L163 230V226ZM202 223V222H201ZM210 224V222H208ZM207 223V224H208ZM38 224V223H37ZM70 224V225H69ZM103 224V223H102ZM196 224V223H195ZM205 224V223H204ZM28 225V224H27ZM25 225V226H27ZM46 225V224H45ZM201 225V224H200ZM19 226V225H18ZM50 226V225H49ZM56 226V225H55ZM156 226V227H155ZM23 227V226H22ZM32 227V226H31ZM57 227V226H56ZM82 227V226H81ZM207 227V225H206ZM44 228V227H43ZM48 228V227H47ZM186 228V227H185ZM38 229V228H37ZM72 229V228H71ZM85 229V228H84ZM33 230V229H32ZM184 230V229H183ZM198 230L201 228L198 227ZM24 231V230H23ZM43 231V230H42ZM70 231V230H69ZM167 236H165L164 232ZM207 231V229H206ZM40 232L39 230L37 231ZM55 232V231H54ZM104 232V231H103ZM21 234V230L19 232ZM30 233V231H28ZM22 235V234H21ZM32 235V234H31ZM52 235V234H51ZM198 235L200 240H196L195 236ZM42 236V235H41ZM66 236V235H65ZM197 236V237H198ZM212 236L215 240L213 241ZM21 237V236H20ZM37 237V236H36ZM95 237V238H96ZM22 238V237H21ZM120 239L124 241V245H120ZM1 240V239H0ZM145 240V242H143ZM31 241V240H30ZM36 241V240H34ZM150 241H154L153 244ZM12 242V241H11ZM14 242V241H13ZM198 242V243H196ZM17 243H19L17 241ZM36 243V242H35ZM67 243V242H66ZM76 245V244H75ZM4 246V245H3ZM35 246V245H34ZM56 246V245H55ZM10 247V246H9ZM18 247V246H17ZM124 247V248H123ZM133 247V249H132ZM6 248V247H5ZM11 248V247H10ZM39 248V247H37ZM48 248V247H47ZM52 248V247H51ZM50 248V249H51ZM131 248V249H128ZM157 251V249H161ZM166 248V251L164 249ZM22 249V248H21ZM28 249V248H27ZM45 249V248H44ZM54 249V248H53ZM58 249V248H57ZM79 249V248H78ZM168 249V250H167ZM42 250V249H41ZM70 250V249H69ZM153 250V251H152ZM9 251V250H8ZM45 251V250H44ZM71 251V250H70ZM77 251V250H75ZM80 251V250H79ZM107 251V250H106ZM48 252V251H47ZM60 252V250H59ZM68 252V250H67ZM84 252V251H83ZM82 252V253H83ZM26 253V252H25ZM42 253V252H40ZM144 253V254H143ZM49 254V253H48ZM62 254V253H61ZM64 254V252H63ZM73 255H77L76 252L72 251ZM20 255V254H19ZM55 255V254H54ZM57 256V255H56ZM64 256V255H63ZM80 256V255H79ZM85 256V255H84ZM151 258L152 256L149 255ZM159 257V256H158ZM3 258V257H2ZM54 258V257H53ZM72 258V256H71ZM77 262L81 260V257H75ZM91 258V257H90ZM154 258V257H153ZM171 258V257H170ZM180 258V257H179ZM27 259V258H26ZM159 259V258H157ZM4 260V259H3ZM6 260V259H5ZM40 260V258L38 259ZM83 260V259H82ZM94 260V259H92ZM176 260V259H175ZM64 261V260H63ZM62 261V262H63ZM68 261V260H67ZM145 261V260H144ZM150 261V260H149ZM156 261V260H155ZM30 262V261H29ZM52 262V261H51ZM81 262V261H80ZM87 262V261H86ZM162 262V260H161ZM160 262V263H161ZM167 262V260H166ZM178 262V261H177ZM12 263V262H11ZM25 263V262H24ZM94 263V262H93ZM153 263V262H150ZM159 263V264H160ZM174 263V262H172ZM28 264V263H27ZM61 264V263H58ZM67 264V263H66ZM92 264V263H91ZM154 264V263H153ZM168 264V263H167ZM171 264V263H170Z\"/></svg>","mask_w":264,"mask_h":264}]
</instances>
